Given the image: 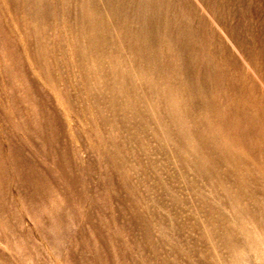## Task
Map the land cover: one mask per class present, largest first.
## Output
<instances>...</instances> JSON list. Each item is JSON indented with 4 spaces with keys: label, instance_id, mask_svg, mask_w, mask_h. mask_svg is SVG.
<instances>
[{
    "label": "rangeland",
    "instance_id": "obj_1",
    "mask_svg": "<svg viewBox=\"0 0 264 264\" xmlns=\"http://www.w3.org/2000/svg\"><path fill=\"white\" fill-rule=\"evenodd\" d=\"M0 264H264V0H0Z\"/></svg>",
    "mask_w": 264,
    "mask_h": 264
},
{
    "label": "bare ground",
    "instance_id": "obj_2",
    "mask_svg": "<svg viewBox=\"0 0 264 264\" xmlns=\"http://www.w3.org/2000/svg\"><path fill=\"white\" fill-rule=\"evenodd\" d=\"M248 56H250V53L248 52ZM211 70V69H210ZM244 92V91H243ZM259 137V136H258Z\"/></svg>",
    "mask_w": 264,
    "mask_h": 264
}]
</instances>
